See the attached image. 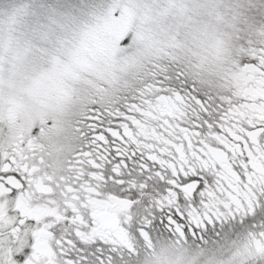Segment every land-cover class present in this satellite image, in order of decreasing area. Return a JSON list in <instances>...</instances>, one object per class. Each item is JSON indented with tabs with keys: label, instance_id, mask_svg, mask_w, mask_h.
I'll use <instances>...</instances> for the list:
<instances>
[{
	"label": "snow or ice",
	"instance_id": "1",
	"mask_svg": "<svg viewBox=\"0 0 264 264\" xmlns=\"http://www.w3.org/2000/svg\"><path fill=\"white\" fill-rule=\"evenodd\" d=\"M0 264H264V0H0Z\"/></svg>",
	"mask_w": 264,
	"mask_h": 264
}]
</instances>
